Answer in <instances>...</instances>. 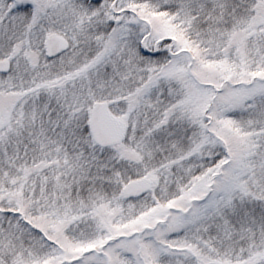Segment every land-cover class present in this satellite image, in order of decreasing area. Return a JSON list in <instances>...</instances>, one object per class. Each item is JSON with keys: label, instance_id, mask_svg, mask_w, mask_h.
Here are the masks:
<instances>
[{"label": "snow or ice", "instance_id": "snow-or-ice-1", "mask_svg": "<svg viewBox=\"0 0 264 264\" xmlns=\"http://www.w3.org/2000/svg\"><path fill=\"white\" fill-rule=\"evenodd\" d=\"M0 264H264V0H0Z\"/></svg>", "mask_w": 264, "mask_h": 264}]
</instances>
